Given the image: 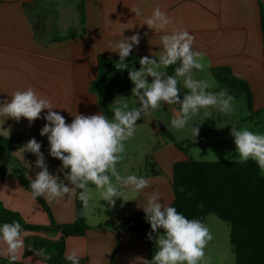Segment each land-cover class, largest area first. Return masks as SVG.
Here are the masks:
<instances>
[{
    "label": "crops",
    "instance_id": "0c3cea01",
    "mask_svg": "<svg viewBox=\"0 0 264 264\" xmlns=\"http://www.w3.org/2000/svg\"><path fill=\"white\" fill-rule=\"evenodd\" d=\"M78 1L0 2V100L11 99L10 93L17 89L32 87L39 96L59 107L53 111L60 112L66 123L74 119L71 113L97 114L101 111L97 95L89 91V82L97 73L98 54L116 55L115 51L107 48H111L123 36L134 33H139L141 38L133 51L141 57L158 54L162 51L159 46L160 36L176 29L189 31L194 36L193 49L203 53L205 68L202 71L194 69L193 78L208 80L213 76L212 68L228 66L233 73H238L239 77L249 83L253 95V113L264 115V31L261 28L260 13V4L264 0H84L85 32L67 39L49 41L48 37L54 32L66 33L70 28L80 27ZM24 2L29 6L25 7ZM157 6L172 18V23L164 30L150 29L144 23ZM131 8L140 9L141 14L136 15ZM35 23L40 27L39 30L34 28ZM148 79L151 81L152 77ZM177 79L179 82L183 77ZM178 87L182 88V84H178ZM186 91L184 89L180 94ZM118 95H123L125 100H136L126 90L117 93L115 98ZM115 98L109 105L110 109ZM161 106L171 109L174 114L179 113L175 104L161 102ZM46 111L43 109L41 118L31 124L24 117L19 121L11 117H0V134H23L21 146L13 147L12 153L20 161L28 178L35 179L40 170L35 165L36 155L28 150L23 152V146L34 137L41 142V152L49 172L63 179V173L58 171L61 162L49 155L47 136L40 134V129L46 123L42 118ZM157 116H160L159 113L146 118L161 139L162 134L155 122ZM150 156L161 173L146 174V159L144 170L141 165L128 162L123 168L126 171L123 175H142L150 181L149 186L139 193L127 191L129 200L116 199L112 213L100 216L95 223L87 222L93 227L87 229L84 235L67 237L65 252L74 248L81 249L86 264H111L115 249L112 264H143L145 259L151 258L147 244L135 239L129 231L118 232L110 227L99 226L106 219L118 221L119 218L142 210L139 204H146V194L153 191L160 194L162 203H172L173 165L187 156L168 139L160 142ZM3 167L6 170L4 176L0 170V201L3 205L19 212L28 222L48 224L49 216L45 208L31 197V192L14 173L13 165L4 162ZM50 207L58 222H72L75 218V195L65 197ZM24 231L26 234L23 242L29 235L47 236L44 233ZM58 237L59 233L53 238ZM23 252L24 247L18 259L23 264H47L35 255L24 257Z\"/></svg>",
    "mask_w": 264,
    "mask_h": 264
},
{
    "label": "clouds",
    "instance_id": "9594fccd",
    "mask_svg": "<svg viewBox=\"0 0 264 264\" xmlns=\"http://www.w3.org/2000/svg\"><path fill=\"white\" fill-rule=\"evenodd\" d=\"M136 15L140 9L131 8ZM148 28L164 30L172 23V18L162 11L159 6L152 10L151 16L145 19ZM139 33L123 36L110 49L115 51L119 60L115 63L117 70L128 69V75L133 83L131 96L135 97V106L129 107V102L118 95L111 105L112 118L101 112L92 115L71 113L74 119L66 123L65 117L58 111L50 100L39 96L32 87L17 89L10 93L11 99L0 100V117L27 118L31 124L43 114L46 121L40 129L42 136L49 141V155L61 161L58 174L49 172L41 152V142L34 137L23 146V152L28 150L36 155L35 165L40 170L35 179L29 178L31 197L35 200L42 197L48 204L59 203L65 197L76 196L82 204L81 215L88 217L92 207V192L89 185H94L100 200L108 206H114L116 199L128 201L127 191L142 192L150 181L142 175H122L117 164L123 159L125 142L136 132L137 120L147 117L150 111L161 106V102L168 105L179 104V113L170 119L172 129L177 131L190 127V132L196 138L199 126L196 123L189 126V121L202 113L203 117L211 118L213 111L230 115L234 112L235 98L225 88L212 91L218 87L215 82L205 79H195L193 70L202 71L203 53L194 50L192 45L194 36L187 30H172L160 36L162 51L158 54L143 56L139 59L140 68H130L126 58L132 49L140 42ZM179 62L173 75L166 71L171 65ZM239 78L238 73H233ZM152 77L149 81L148 77ZM177 77H183L178 82ZM187 89L183 98L178 95L182 88ZM225 125L217 126L224 127ZM230 134L234 137L235 162L246 163L254 161L260 174L264 175V132L252 131L246 127L237 128L232 124ZM228 158L233 155L228 153ZM192 156L200 160V152L193 150ZM67 181V183H65ZM79 189L80 191L76 192ZM178 191L185 192L180 186ZM147 195L146 204L140 205L145 213V220L150 224L151 231L147 238L155 241L156 251L151 259H145L143 264H206L205 246L212 239L210 231L201 219L188 218L175 206L161 202V196L153 191ZM191 197L192 193H187ZM203 207V205H199ZM161 229L163 231H161ZM153 233L156 235L153 236ZM25 231L19 221L0 223V257H6L9 264H16L20 251L24 247ZM29 249L32 245L28 246ZM34 255L40 260H50L51 253L44 247L34 250ZM82 250L74 248L66 251L64 260L70 264H81Z\"/></svg>",
    "mask_w": 264,
    "mask_h": 264
},
{
    "label": "trees",
    "instance_id": "16d2710c",
    "mask_svg": "<svg viewBox=\"0 0 264 264\" xmlns=\"http://www.w3.org/2000/svg\"><path fill=\"white\" fill-rule=\"evenodd\" d=\"M23 5L29 6L27 2H24ZM77 7L80 27L78 29L70 28L66 33L54 32L48 37L49 41L67 39L85 32L84 0H79ZM260 13L261 28L264 31V2L260 4ZM34 28L40 29L36 23ZM140 57V54L132 50L125 62L130 68L139 69ZM97 60V73L89 82V91L97 95L100 111L109 117L112 115L109 105L117 93L127 89L131 90L134 85L129 78L128 69L120 71L115 68V63L119 60L118 54L109 56L99 53ZM178 66L179 62L164 71L168 75H172ZM212 74L218 85L216 91L226 87L235 99L245 100L249 111L253 113V95L250 85L245 79L236 78L231 69L225 65L212 68ZM214 123V118H207L202 122L196 142L195 139L178 141L171 133L164 131L167 138L187 156L186 159L176 161L173 165L174 199L170 205L175 206L186 217L201 219L204 223H206L209 214L217 215L230 225L229 240L235 254V264H264V175L260 174L257 164L251 159L243 164L236 163L235 159L197 161L190 155L191 147L207 134L209 126ZM22 137V133L11 136L0 134V170L4 176L6 170L3 163H11L17 178L31 192L29 178L20 166V161L12 153L13 147L21 146ZM56 161L61 162L59 159ZM159 173H161V169L155 164L153 157L148 156L146 158V174ZM180 186L185 188V192L178 191ZM79 191V189L76 190L77 194ZM189 192L192 193L191 197L187 195ZM37 201L45 208L49 216L48 224L28 222L19 212L5 207L1 201L0 223L17 220L24 230L47 235L26 236L24 238V257L34 255L35 249L44 247L52 257L45 261L47 264H70L64 260L67 237L84 235L87 229L93 227L81 215V202L75 196V218L72 222H58L50 205L42 197L37 198ZM201 204L202 208L199 207ZM99 226L110 227L118 232L129 231L135 239L142 240L147 244L151 255V241L147 238L151 227L145 220L143 210L119 218L118 221L106 219ZM161 231L163 230L161 229ZM58 233L59 237L53 238ZM118 244L119 239H117V246ZM29 245H32L31 249L28 248ZM115 252L116 249L111 258V264L114 261ZM0 264H9V261L6 257H0ZM16 264L23 263L18 260ZM81 264H86L85 257H82Z\"/></svg>",
    "mask_w": 264,
    "mask_h": 264
},
{
    "label": "rangeland",
    "instance_id": "374dc122",
    "mask_svg": "<svg viewBox=\"0 0 264 264\" xmlns=\"http://www.w3.org/2000/svg\"><path fill=\"white\" fill-rule=\"evenodd\" d=\"M208 81H214L216 84L213 76H211ZM213 88L210 90L216 91V87L214 89ZM126 91L131 92V90ZM183 94L184 93H179L178 95L183 98ZM127 101L129 102V107L135 106L133 100ZM175 107L178 110L180 108L179 105H175ZM234 108V112L230 115L213 111V116L211 118H214L215 123L211 124L207 130V134L199 139V141L193 147H191L190 155H192L193 150H196L201 154L200 160L216 161L230 160L227 154L231 153L233 155V159H235L236 146L234 144V137L230 134L232 124H234L237 128L246 127L252 131L264 132V115H256V113H251L246 105L245 100L241 98L235 99ZM158 113L160 116L156 117L155 122L162 134V138H158V134L155 132L146 117L142 116L140 119H138L136 132L132 138L125 142V152L122 153L123 159L117 164V169L122 175L126 173L123 168L128 165V162L139 164L141 165L140 167L142 170L145 169L144 161L146 157L150 156L151 151L158 147L160 142L168 139L164 132H162L161 125L164 126L165 131L171 133L178 141L195 139V137L191 135L190 127L181 131L172 129L170 125V119L173 117L174 113L171 111V109L165 106H160L158 109L150 111L148 115H157ZM250 114L253 115L251 117H246ZM109 118L111 119L112 115L109 116ZM205 119L207 118L203 117L201 113L189 121V126L196 123L200 129L202 122ZM221 125L225 126L217 127ZM89 187L92 192L93 200L89 215L86 218V222L95 223L98 221L100 216L104 217L107 215L106 213H112L114 206L110 207L106 202L102 203L95 186L90 184ZM205 225L208 227L212 237V239L207 242L204 249L206 264H235V254L229 240V223L220 219L217 215L211 213L207 216ZM155 235L156 234L154 233L153 236ZM151 246L152 258L156 251L154 240H151Z\"/></svg>",
    "mask_w": 264,
    "mask_h": 264
},
{
    "label": "water",
    "instance_id": "95a60500",
    "mask_svg": "<svg viewBox=\"0 0 264 264\" xmlns=\"http://www.w3.org/2000/svg\"><path fill=\"white\" fill-rule=\"evenodd\" d=\"M161 130H162V132H164V131H165V128H164V126H163V125H161Z\"/></svg>",
    "mask_w": 264,
    "mask_h": 264
},
{
    "label": "built area",
    "instance_id": "2783aa9c",
    "mask_svg": "<svg viewBox=\"0 0 264 264\" xmlns=\"http://www.w3.org/2000/svg\"><path fill=\"white\" fill-rule=\"evenodd\" d=\"M175 105H179V104H175Z\"/></svg>",
    "mask_w": 264,
    "mask_h": 264
}]
</instances>
